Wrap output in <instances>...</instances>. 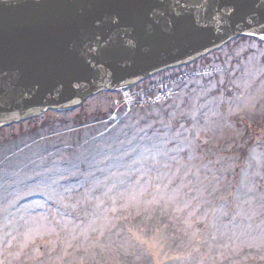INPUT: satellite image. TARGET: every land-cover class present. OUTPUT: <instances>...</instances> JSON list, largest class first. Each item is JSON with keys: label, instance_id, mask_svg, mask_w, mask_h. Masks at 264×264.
<instances>
[{"label": "rangeland", "instance_id": "374dc122", "mask_svg": "<svg viewBox=\"0 0 264 264\" xmlns=\"http://www.w3.org/2000/svg\"><path fill=\"white\" fill-rule=\"evenodd\" d=\"M240 38L207 57L223 60L216 71L219 78L213 82L223 84L224 80H230L232 89L225 91L226 94L219 90L217 94L214 86L212 90L202 93L205 101L200 105L195 97H189L196 106L189 111L193 112L195 118L198 113L199 117L202 114L197 110L200 107L205 106L206 109L210 105L216 110L212 109L211 115L205 113L202 120L198 119L197 123L202 121V125L198 124L197 129L194 126V142L189 143L184 150H177L170 158L157 155L156 160L164 163L166 168L158 167L157 175L143 183L138 184L137 181L136 187L122 199L113 194L99 198L97 215H93L86 225L74 222L72 212L76 206L73 209L70 206L67 214L60 215V212L55 211L51 215L38 199L40 195L32 192L31 197L35 205H38V212L27 218L22 234L10 232L8 242L0 243V264H26L30 261L34 264H76L77 260L88 257L91 251L94 255L100 251L104 253L94 260L96 264H99V259L106 264H128L131 259L125 252L129 248L127 237L122 233V239L117 240L114 235L122 218L139 220L141 225L138 231H132V236L152 254L154 264H264V48H258L257 43H246ZM251 48L254 52L248 51ZM206 60L203 58L198 62ZM199 65L164 71L131 87L130 94L138 95V90L155 85V82H161L159 80L166 77L176 76L174 79L179 81L186 76L181 74L190 68H201L197 67ZM183 85H177L175 90L179 94L178 104L184 109V96L190 94L186 88L188 81ZM122 93L120 90L102 92L89 98L76 110L40 116L41 120L54 117L59 121L56 130L46 136L47 140L42 144L46 147L48 141L53 142L54 138L60 136L64 138L61 148H68V140L73 136L70 132L78 131V123L101 121L107 114L111 117L109 121L112 120L109 128L124 125L128 113L125 116L119 114L116 123L113 121L116 118L115 112H112L118 104L127 107L129 102H133ZM176 117L186 118V114L180 113ZM34 123L27 121L14 125L3 133L0 130V137L6 138L21 131L31 134L37 129ZM175 131L183 139L192 135L188 125H178L174 127L173 134ZM90 134L87 132L85 135ZM123 135L115 144L108 137L109 143L100 153H106L110 158H121L123 153L131 155L134 150H138V138L133 137L135 132L131 129ZM80 142L81 145L93 144L91 140ZM23 149L14 148L10 152L12 159L16 161L18 153ZM42 154H46V148H42ZM42 157L41 163L45 161L50 169L55 166L47 155ZM64 163L60 160L56 169L66 171L73 168V165L65 167ZM224 187L232 190L236 188L232 193L234 198L238 197L235 205L219 201L217 194ZM62 199L64 203L66 200ZM238 200H246V203L240 205ZM158 212L168 213L167 223L176 228L171 239L165 228H159L150 236L146 235L158 229L154 228L153 231L147 227L158 219ZM103 240L123 250L107 252L108 245ZM41 243H45V247H41ZM60 247L62 250H58ZM74 249L83 254H73ZM46 252L48 257L44 258ZM133 257L135 262L130 264H138V257Z\"/></svg>", "mask_w": 264, "mask_h": 264}, {"label": "water", "instance_id": "95a60500", "mask_svg": "<svg viewBox=\"0 0 264 264\" xmlns=\"http://www.w3.org/2000/svg\"><path fill=\"white\" fill-rule=\"evenodd\" d=\"M264 39V0H0V127Z\"/></svg>", "mask_w": 264, "mask_h": 264}, {"label": "trees", "instance_id": "16d2710c", "mask_svg": "<svg viewBox=\"0 0 264 264\" xmlns=\"http://www.w3.org/2000/svg\"><path fill=\"white\" fill-rule=\"evenodd\" d=\"M240 39H244L246 43L247 41L257 43L258 48H264V40L249 36H242ZM248 51L254 52L253 48L248 49ZM205 58L207 59L205 62L196 63V65L200 64L197 67L201 68L198 69L203 71L200 76L179 83L183 85L188 81L189 84L186 88L190 95L184 96V109L178 104L177 95L179 94H177L176 90L172 100L147 108L133 109L128 113L124 125L117 124L118 126L115 129H110L104 132V134L100 135L106 129L104 125H94L72 132L73 136L68 140L70 145L68 148H61L64 138L58 136L53 139V142L48 141L46 147L42 144L46 140L40 141L19 152L16 161L15 159H8L2 163L0 165V243L8 242L10 232L22 234L26 225L25 222L28 220L27 218L36 215L38 212V205H35L34 198L31 197L32 192H37L40 195L38 199L44 203L46 212L51 215L55 211L60 212V215L67 214L68 209H71V207L73 209L76 206V209H73L72 212L74 222H82V225H86L93 215H97L96 208L99 198L106 194H113L117 198L122 199L123 196L136 187L137 181L138 184L143 183L145 180L157 175L158 167L166 168L164 163L162 164V162L156 160L157 155L170 158L174 156L177 150L186 149L189 143L195 141L196 131L194 130V126L197 129L198 124L202 125V121L201 123H197L198 119L202 120L205 113L211 115L212 109L216 111L210 105L206 109L204 108L205 106L200 107L197 109L198 112H202L200 117L199 113L196 118L193 117V112L189 111L191 108H196V106L194 101L189 97H195L198 105H200L205 101L202 93L212 90L214 86L217 94L219 90L221 93L226 94L227 91L232 89L230 80H224L223 84L213 82L215 78H219V74L216 71L219 68L218 65L222 64L223 60ZM234 60L235 58L232 59L233 64ZM217 61L219 64H216ZM183 87L185 86L183 85ZM135 112H137V115ZM180 113H185L186 118L176 117ZM135 115L136 119L134 118ZM58 123L59 121L56 118H47L41 125L43 127L42 131H40L41 126H36L37 129L31 134L21 131L18 134H11L6 138L5 136L0 137V161L5 157V154L8 155L14 148L24 147L34 139L42 136L43 133L48 135L54 132ZM80 124L78 123V125ZM178 125L181 127L188 125L192 135L187 139H183L177 131L173 134L174 127ZM131 129L135 132L133 137L138 138V150H134L131 155H128L127 152L123 153L121 158L115 156L110 158L108 154L100 153L109 143L108 137H111L113 144H115V141L119 137L125 136L123 133L126 132L128 134ZM5 130H1V132L3 133ZM87 132L91 134L86 136ZM82 140H91L93 144L86 145L85 143L81 145L82 142L80 141ZM42 148H46V154H42ZM55 150L56 152H53ZM42 155H47L54 165L62 160L65 162V167L73 165V168L64 171L56 169V166H53L50 169V167L46 166L45 161L41 163ZM114 163L116 165L112 166ZM163 172H166V170L163 169ZM228 190L230 195L228 194ZM234 190L224 187L223 191L217 194L220 197L219 201H227L229 205H235L238 197L234 198V194H232ZM62 198L66 200L65 204ZM238 202L240 205H243L246 203V200H238ZM166 214L168 213L162 214L158 212V219L153 220L150 225H147L149 230L154 231V228L158 229L154 232H148L147 236L159 231V228H165L168 238L171 239L173 237L176 228L167 223ZM140 225L141 223L138 219L122 218L121 224L116 228L117 232L114 235H116L117 240L119 238L122 239V233L127 237L126 240L129 242V248L125 252L131 259L128 264L135 262L133 255L138 257V264H154L152 254L145 249V246L137 238L132 236V231L134 229L138 231V226ZM103 241L108 245L106 246L107 252L113 253L123 250L109 245L107 240ZM40 246L45 247V243H41ZM58 250H62V248L60 247ZM72 253L83 254L77 249L72 250ZM88 254L89 256H85L83 260H77L76 264H96L94 260L104 253L100 251L98 255H94L91 251ZM44 256V258H47L48 253L46 252ZM26 264H34V262L30 261ZM99 264H106V262L99 259Z\"/></svg>", "mask_w": 264, "mask_h": 264}]
</instances>
